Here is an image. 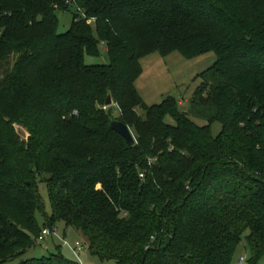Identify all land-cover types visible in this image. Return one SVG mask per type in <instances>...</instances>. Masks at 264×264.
Here are the masks:
<instances>
[{"label":"trees","instance_id":"16d2710c","mask_svg":"<svg viewBox=\"0 0 264 264\" xmlns=\"http://www.w3.org/2000/svg\"><path fill=\"white\" fill-rule=\"evenodd\" d=\"M99 44L108 65H86ZM172 52L216 58L186 112L173 98L148 107L135 88L142 59ZM38 213L99 264H232L245 233L249 264L261 260L264 0H0V264L34 247Z\"/></svg>","mask_w":264,"mask_h":264},{"label":"rangeland","instance_id":"374dc122","mask_svg":"<svg viewBox=\"0 0 264 264\" xmlns=\"http://www.w3.org/2000/svg\"><path fill=\"white\" fill-rule=\"evenodd\" d=\"M73 12L58 13V29L59 34L67 32L72 22ZM99 55L96 57L85 56L84 62L86 65L99 66L108 65L109 58L103 44L98 46ZM216 58L213 53H207L201 56L185 59L178 52H172L169 55L162 57L159 54H151L140 61L142 74L135 82V88L138 95L141 97L143 103L150 107L159 104L166 98H173L179 103V110L186 112L188 110V102L194 90L198 86L197 77L207 69H209L215 62ZM116 112L114 115L116 116ZM140 116L143 113L138 112ZM190 119L198 126L205 125L202 120H197L192 117ZM165 123L174 126L171 118H165ZM21 139H26L27 132L21 127H15ZM221 131V126L215 123L211 126V134L216 137ZM39 194L45 206V213L50 214V206L45 186L40 184L38 186ZM36 220L40 230L43 229V215L38 213ZM42 242L35 240L34 247L29 250L23 260L38 259L46 257L50 254L59 252L65 259L77 262L79 264H99V261L92 257L85 246L86 241L78 237L79 235L70 229H65L60 223ZM245 233L235 252L232 264H237L240 258H244V264H249L250 255L246 248ZM66 242V245L64 243ZM76 242L84 244L82 253H77L73 250ZM83 257V258H82ZM86 257V261L84 260ZM21 260L13 262L17 264ZM256 264H264V257Z\"/></svg>","mask_w":264,"mask_h":264},{"label":"water","instance_id":"95a60500","mask_svg":"<svg viewBox=\"0 0 264 264\" xmlns=\"http://www.w3.org/2000/svg\"><path fill=\"white\" fill-rule=\"evenodd\" d=\"M112 106H113L112 99L110 96H108L106 98L105 103H104V107L109 108ZM110 128L117 135H119L128 146H132L134 144L133 137H132L129 129L125 125H123L122 123H120L118 121H112L110 123Z\"/></svg>","mask_w":264,"mask_h":264},{"label":"built area","instance_id":"2783aa9c","mask_svg":"<svg viewBox=\"0 0 264 264\" xmlns=\"http://www.w3.org/2000/svg\"><path fill=\"white\" fill-rule=\"evenodd\" d=\"M74 115H76V112L73 113ZM140 178H142V176H140ZM51 233V231L47 230V229H43L41 231L40 236L37 238V241L42 242L44 241V239ZM64 245H66V242L64 243ZM84 249V244L76 242L73 246V250L77 253H82ZM237 264H244V258H240Z\"/></svg>","mask_w":264,"mask_h":264},{"label":"crops","instance_id":"0c3cea01","mask_svg":"<svg viewBox=\"0 0 264 264\" xmlns=\"http://www.w3.org/2000/svg\"><path fill=\"white\" fill-rule=\"evenodd\" d=\"M78 237H80V236H78ZM82 258H83V257H82ZM86 259H87V258H86V257H84V260H85V261H86ZM84 264H85V263H84Z\"/></svg>","mask_w":264,"mask_h":264}]
</instances>
